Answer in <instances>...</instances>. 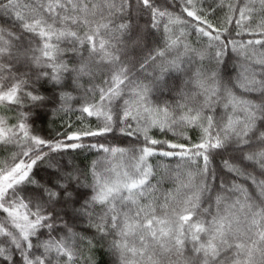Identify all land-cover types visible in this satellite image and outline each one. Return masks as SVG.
<instances>
[{"label": "snow or ice", "instance_id": "6c2138e0", "mask_svg": "<svg viewBox=\"0 0 264 264\" xmlns=\"http://www.w3.org/2000/svg\"><path fill=\"white\" fill-rule=\"evenodd\" d=\"M0 151V264H264V0H0Z\"/></svg>", "mask_w": 264, "mask_h": 264}, {"label": "trees", "instance_id": "16d2710c", "mask_svg": "<svg viewBox=\"0 0 264 264\" xmlns=\"http://www.w3.org/2000/svg\"><path fill=\"white\" fill-rule=\"evenodd\" d=\"M73 120H75V116L72 117ZM37 131L38 134L43 135L45 137L54 136L55 132L61 128V122L59 118H54L52 121H47L44 123L37 124ZM158 138H168L172 139L171 134H168L166 137H163L162 134L156 132L154 133ZM118 142V141H113ZM7 153L0 151V157L6 156ZM95 158L94 153H89L86 155L78 156L76 159L77 163L86 164L90 163L92 159ZM155 162V161H154ZM43 175V173H41ZM97 259L99 261V264H107V257L104 256L102 251H97L96 253Z\"/></svg>", "mask_w": 264, "mask_h": 264}]
</instances>
